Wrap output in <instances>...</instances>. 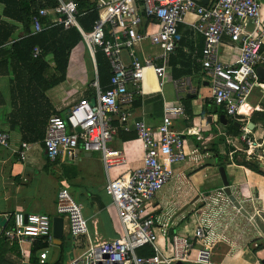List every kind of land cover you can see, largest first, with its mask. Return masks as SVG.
Returning <instances> with one entry per match:
<instances>
[{"label":"built area","instance_id":"built-area-1","mask_svg":"<svg viewBox=\"0 0 264 264\" xmlns=\"http://www.w3.org/2000/svg\"><path fill=\"white\" fill-rule=\"evenodd\" d=\"M101 10L100 18L89 32L78 22L79 7L75 0H59L55 8H42L33 15L35 33L43 31L42 18L50 24H62L66 29L76 27L94 65L95 79L90 87L97 98L95 106L86 98L72 106L65 116L53 115L47 125L43 141L45 153L51 161L73 160L79 151L100 153L109 182L106 193L116 206L123 233L90 247L68 264H218L214 262L216 244L213 220L221 219L235 205L225 188L214 193L200 194L202 207L194 208L196 223L190 231L170 233L168 224L154 215L155 199L170 182L179 177L175 166L188 160L186 140L172 129L173 119L186 116L180 104L164 105L162 123L151 127L144 120H133L132 107L145 94L148 70L156 75L162 86L170 67L171 56L182 42L181 23L189 15L193 30L204 38L201 53L203 79L211 90L214 104L224 109L231 119H244L240 140L245 152L264 158V140L253 136L248 127L253 108L249 98L258 89L264 100V79L260 67L264 64V18L260 0H94ZM148 43V51L143 49ZM233 45L238 51L232 62L223 60L221 49ZM108 59L112 76L107 88L98 78L97 53ZM128 52L130 63L123 53ZM42 54L35 47L33 57ZM178 85V82H175ZM255 109H260L256 106ZM118 123L117 124H115ZM134 130L144 150L143 164L132 171H120L116 177L111 170L127 166L125 152L110 146L118 128ZM10 135L0 128V147L9 148ZM30 146L14 150L25 161ZM242 148L240 149V151ZM257 151V152H256ZM260 151V153H258ZM235 197L236 195H232ZM234 201V202H233ZM240 202V201H239ZM237 209V207L235 206ZM241 213L240 209H237ZM56 212L64 217L73 237L89 233L84 205L72 196L67 187L57 193ZM259 213V212H257ZM13 225L4 230L10 244L34 242L37 238H52L53 218L46 213L24 211L5 215ZM255 217L250 218L255 222ZM169 240L170 249L161 242ZM197 244V246H195ZM150 248L152 254L141 255L139 250ZM45 263L46 253L41 254Z\"/></svg>","mask_w":264,"mask_h":264},{"label":"crops","instance_id":"crops-1","mask_svg":"<svg viewBox=\"0 0 264 264\" xmlns=\"http://www.w3.org/2000/svg\"><path fill=\"white\" fill-rule=\"evenodd\" d=\"M260 2L264 18V0ZM24 4V0H0V128L10 135L9 148L0 147V214L24 211L46 213L54 218L58 216L57 193L62 187H67L74 199L84 205V215L89 225L87 235L72 237L68 222L64 218L63 245L59 257L54 262L68 264L81 257L90 247L120 237L123 229L116 206L106 193L109 178L100 153L80 150L78 157L73 160L56 161L48 159L45 153L43 141L50 117L65 116L72 106L92 97L93 89L90 84L95 79V72L83 41L72 51L66 80L44 91L42 85L48 77L44 74L45 78H42L44 75L41 76V71H37L36 77L16 58L13 51L16 42L29 36V29L35 33L33 21L30 22L28 15L21 10ZM99 12L101 13L100 9ZM53 17L54 13L50 14L48 19ZM193 21L194 17L189 15L186 22L181 23L179 27L183 39L171 56L164 84L160 86L156 75L148 70L144 81L145 94L132 107L130 121L144 120L155 128L163 121L166 103H180L186 109V116L173 119L172 129L185 138L189 157L185 163L176 166L179 177L158 193L154 215L168 224L170 233H183L186 225L191 231L196 223L193 210L197 208L196 204H200L199 195L214 193L225 187L219 172V167L223 165L220 163L221 157L227 161L224 166L231 188V194H227L232 196L240 191L244 196L242 201L234 198L235 206L241 213L236 211V214H233L228 209V217H221L216 224L213 222L214 231L216 228L215 232L220 235L219 238L215 237L214 262L263 264L264 218H259L255 226L253 222L250 223L249 216H253L252 210L256 213L263 209L264 212V175L237 162L242 157L241 147L238 145L240 137H233L229 133L231 118L223 108L214 104L212 90L203 79L201 53L204 38L193 30L190 25ZM148 47V43H145L143 49L147 52ZM180 50L196 59L197 70L191 75L176 77V69L180 71L183 67ZM20 54L24 55L23 52ZM237 55L238 51L233 45L228 44L221 49V56L225 61L232 62ZM123 58L126 63H130L128 52L123 53ZM48 59L50 69L46 73H52L55 62L52 56ZM260 70L264 72V64ZM176 81L178 85L175 84ZM109 84L104 86L107 88ZM248 103L249 107L254 109L253 112H264V100L261 99L258 89L251 95ZM188 106L190 111L187 110ZM256 106H260V109H255ZM222 115L227 119L226 124L221 121ZM243 122L239 123L241 131ZM115 124L118 125L116 122ZM252 133L258 139V135L263 131L258 129L254 132L253 129ZM127 135H134L135 138L125 139ZM23 142L30 146L25 161L14 152L22 148ZM110 146L123 150L129 160L127 166L113 169L112 177L118 176L122 170L132 171L143 164L144 150L134 130L124 132L119 127ZM258 159L260 161L264 158ZM53 240L52 231L50 246L35 254L37 262L30 260L35 241L18 244L21 257L13 254L9 257L17 264H42L41 254L46 253L44 264H53ZM160 242L170 249L167 238L161 237ZM258 245H261V248L255 251ZM48 251H51V254Z\"/></svg>","mask_w":264,"mask_h":264},{"label":"trees","instance_id":"trees-1","mask_svg":"<svg viewBox=\"0 0 264 264\" xmlns=\"http://www.w3.org/2000/svg\"><path fill=\"white\" fill-rule=\"evenodd\" d=\"M24 1L25 4L22 5L21 10L25 11L30 19V22L33 15L37 14L40 9L55 8L59 5V0ZM75 1H77L79 7V15L77 17L78 22L84 31L89 32L93 29L94 25L100 18V12L97 8L96 2L93 0ZM42 21L46 28L43 31L34 34L29 29V36L16 42L13 45V51L16 58L21 61L26 67H28L32 74H35L36 77L38 76L37 71H41V76L45 74L46 77H48L46 78V80L44 79L45 84L42 85V89L46 91L66 80L72 51L77 47V45L83 43L84 39L82 37V34L76 27L66 29L62 24L52 25L50 24L49 19L46 17H43ZM35 47H40L42 49V54L37 59H34L32 57V51ZM20 52H23L24 55L20 54ZM180 52L182 57L181 65H183V67L182 69H180V71H177L176 69V77L193 74L194 71L197 70L196 59L191 55L183 54L182 50H180ZM49 56H52V60L55 62L52 73H46L47 70L50 69L48 62ZM96 58L98 65L99 82L103 88H106L104 85L110 83V79L112 76L111 66L102 51H99L97 53ZM176 64L177 61H175L174 65L176 66ZM45 75L42 78H45ZM187 108V110L190 111V107L188 106ZM242 121L243 119L240 117L236 119H230L228 130L233 137H240L242 131L239 128L238 123H241ZM251 121L255 124L254 132L260 129L264 133V112H253ZM133 136L134 135H127L125 139L135 138V136ZM229 150H231V147ZM220 159L221 164H227V161L225 159H222L221 157ZM239 164L249 167L251 170L264 175V170L260 166V161H257L255 163L244 161L243 163ZM10 214L12 215L14 213L12 212ZM12 225L13 220L11 218L7 228H10ZM4 232L5 231L2 230L0 233V264H17L9 257V255L13 254L17 257H21L20 246L18 245V243H14L11 245L10 242L6 239ZM49 246V238H37L31 249V262H37V259H35L36 252L46 249ZM260 248L261 245H258L255 251H258ZM152 253V250L148 247L139 250V254L141 255ZM53 264H60V262L56 261Z\"/></svg>","mask_w":264,"mask_h":264},{"label":"water","instance_id":"water-1","mask_svg":"<svg viewBox=\"0 0 264 264\" xmlns=\"http://www.w3.org/2000/svg\"><path fill=\"white\" fill-rule=\"evenodd\" d=\"M203 3H208V0H203ZM261 76L264 79V72H262L260 70ZM97 102V98L95 96H92L90 98V103L92 106H95ZM222 123L226 124L227 123V119L225 118V116H220ZM238 126H241V124ZM249 127L251 128V130L254 129V123L250 122L249 123ZM263 156H264V149L262 151ZM260 166L261 168L264 170V163L263 165L260 162ZM219 172H220V176L221 179L225 185V191L227 193L231 194V188H230V182H229V178H228V172L227 169L224 165H221L219 167ZM9 223V219L7 217H5V215L0 214V229H4L7 227ZM64 223H65V219L62 216H56L53 218V243H54V247H53V255H52V259L51 262H54L55 260H57V258L59 257L60 253H61V246L63 245V240H64V236H65V230H64ZM263 264H264V259L262 260ZM180 264V263H178Z\"/></svg>","mask_w":264,"mask_h":264},{"label":"rangeland","instance_id":"rangeland-1","mask_svg":"<svg viewBox=\"0 0 264 264\" xmlns=\"http://www.w3.org/2000/svg\"><path fill=\"white\" fill-rule=\"evenodd\" d=\"M92 72V71H91ZM94 75V74H93ZM91 77H92V75H91ZM257 135V134H256ZM258 139L259 140H264V134L263 133H260V135H258ZM238 145L242 148V150L240 151V153L242 154V157L240 158V159H235V160H237V162H239V163H243L244 161H247V162H250V163H255V162H257L259 159H258V157H256V156H254L253 154H251L250 156L244 151L245 150V144L240 140V142L238 143ZM261 151H263L262 149H261ZM257 152V151H256ZM258 153H260V151H258ZM233 155H234V153H233ZM178 166V165H177ZM175 168H176V166H175ZM113 172V170H111V173ZM171 184H168L167 185V187H169ZM166 187V188H167ZM235 197H233V196H230L231 198H232V200H234V198L235 199H240V201H242L243 200V196L244 195H242V193L240 192V191H237V192H235ZM174 196H175V194H174ZM245 199V198H244ZM239 201V200H238ZM234 202V201H233ZM191 207H192V205H191ZM190 207V208H191ZM196 207H202V204H196ZM260 209H262V208H260ZM255 210V209H254ZM230 211H231V213H235L236 214V211H237V209L235 208V205H231L230 206ZM174 212V210L172 211V213ZM252 212L253 213H251V215H253L254 217H255V222H253V221H251L250 223H252L253 222V225H257V223L259 222V218L261 219V218H264V212H263V209L260 211H258L259 213H255L253 210H252ZM173 215V214H172ZM228 215H229V213H228V211H227V213L224 215V217H228ZM249 218H251L250 216H249ZM221 219H214L213 220V222L216 224V222L217 221H220ZM194 221V220H193ZM247 221V220H246ZM263 221V220H262ZM228 222V221H227ZM216 226V225H215ZM218 228V227H217ZM221 229V228H220ZM215 231H217V229L215 228ZM72 236V235H71ZM73 237V236H72ZM216 238H219L220 237V235H216L215 236ZM48 253L49 254H51V251H48ZM47 262H49V261H47Z\"/></svg>","mask_w":264,"mask_h":264},{"label":"bare ground","instance_id":"bare-ground-1","mask_svg":"<svg viewBox=\"0 0 264 264\" xmlns=\"http://www.w3.org/2000/svg\"><path fill=\"white\" fill-rule=\"evenodd\" d=\"M260 162H261V164L263 165V163H264V159H261Z\"/></svg>","mask_w":264,"mask_h":264}]
</instances>
